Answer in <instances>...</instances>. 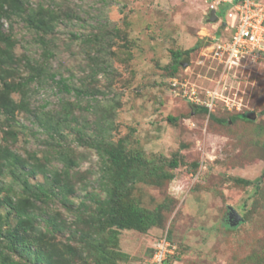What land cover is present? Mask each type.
Here are the masks:
<instances>
[{"label": "rangeland", "instance_id": "rangeland-1", "mask_svg": "<svg viewBox=\"0 0 264 264\" xmlns=\"http://www.w3.org/2000/svg\"><path fill=\"white\" fill-rule=\"evenodd\" d=\"M19 2L0 4V259L44 264L9 249L4 233L21 221L11 198L34 207L26 238L39 234L50 264H145L161 239L170 264H264V67L210 57L212 0ZM119 142L152 171L128 198L147 219L99 234L85 222L118 184L100 149ZM30 185L56 195L41 204Z\"/></svg>", "mask_w": 264, "mask_h": 264}, {"label": "trees", "instance_id": "trees-1", "mask_svg": "<svg viewBox=\"0 0 264 264\" xmlns=\"http://www.w3.org/2000/svg\"><path fill=\"white\" fill-rule=\"evenodd\" d=\"M2 2L7 3L12 9L17 8L21 2L19 0H0V4ZM4 3V4H5ZM228 6H225L224 11L226 12V9ZM7 44H9V40H6ZM198 45H196L193 49L187 50L184 53L187 55L190 52L194 51ZM8 51L2 52L0 50V61L2 62L5 58L10 60V55H8ZM173 65H172V73H175L177 70V66L175 64H179L178 58L180 57L179 53H173ZM56 77V74H53L51 76L52 80L54 81ZM36 79V76L32 75L29 78V82ZM27 82V81H26ZM56 85L59 86V90L65 94H70L71 89L66 84L65 80L59 79L58 81H54ZM8 89V87H7ZM9 90V89H8ZM80 92H77V95H80ZM84 109H87L85 107ZM200 111L206 112L208 109L206 107L200 108ZM253 116L245 115V114H237L233 118L234 119H240L246 122L253 121ZM232 118V120H233ZM66 119V118H65ZM169 120L172 121V118H169ZM55 128V127H54ZM80 133V130H79ZM101 155L104 157L105 161V175L104 178L109 177L110 179L118 182L116 185L117 189L115 192V199L112 202V206L109 210L103 212H98L97 217L95 214L89 215V221L85 222V226L87 229H91L94 227V229L100 233H104L106 229L109 230L111 228L112 224H115L116 226H119L121 228H128L133 230L141 229V225L145 224V221L147 219L146 213L139 208L137 205H134L131 201H128L130 189L132 186H135L136 183L141 182V177L149 174L151 170H149V173L147 168L144 167L143 162H141L140 159L134 157L132 154H129L125 151V146L122 143H109L105 148L100 149ZM172 167H176V164H171ZM4 166L0 163V172ZM152 173V171H151ZM29 174V173H28ZM27 174V176H29ZM12 179L18 183L22 184V189L29 190L27 186L29 185L27 183V180L25 178H21L19 175L14 174L13 172L10 173ZM59 175L56 174L57 184L59 182ZM31 186V185H30ZM62 189L61 187H58ZM31 191L29 192L30 197L35 201H40L41 204H46L47 201L52 197L51 195L54 193V186H51L49 188V191H45L43 186L41 185H34L31 186ZM24 200V199H23ZM18 201V203H12L11 198H5L6 204L9 205L11 210H13L17 218L21 221H19L14 228L9 229L5 231V237L8 241H11L9 249L12 250L14 253L18 254L19 256H22V254H26L29 257H32L34 261H37L38 259H43L44 264H50L48 261V250L42 245V242H40V236L37 233L36 237L32 240H29L27 237V233L32 225L28 223V221L24 218V213L26 211H33L32 206H24V202ZM131 220H130V219ZM129 219V220H127ZM1 223V218H0ZM97 234V236L99 235ZM35 242L37 247L36 249H32L31 245ZM153 253V249L151 250ZM151 253V256H152ZM55 255V254H54ZM49 256L52 258V252L49 253ZM172 257H169L166 261V264H170V260ZM0 264H15L13 262H7L4 259H0ZM17 264V263H16Z\"/></svg>", "mask_w": 264, "mask_h": 264}, {"label": "built area", "instance_id": "built-area-1", "mask_svg": "<svg viewBox=\"0 0 264 264\" xmlns=\"http://www.w3.org/2000/svg\"><path fill=\"white\" fill-rule=\"evenodd\" d=\"M213 5L229 3L222 34L209 48L210 57L224 70L241 66L264 67V4L258 0H212ZM208 101V100H207ZM212 111L213 104L195 102ZM168 243L161 239L153 245L152 256L145 264H166Z\"/></svg>", "mask_w": 264, "mask_h": 264}, {"label": "crops", "instance_id": "crops-1", "mask_svg": "<svg viewBox=\"0 0 264 264\" xmlns=\"http://www.w3.org/2000/svg\"><path fill=\"white\" fill-rule=\"evenodd\" d=\"M225 6V5H224ZM218 8H216L214 11H215V16L217 17V19H218V22L216 23V25H215V22H214V24L213 23H211L212 25V28H214L213 30H212V32H211V34H210V38H211V42H213V40L216 38V37H219L220 36V34H222V30H221V26L223 25L222 23V19L220 18V17H218V15H217V12H218ZM211 12V11H210ZM209 12V13H210ZM208 16V15H207ZM209 26H210V23L208 24ZM224 26V25H223ZM211 42L209 43V44H211ZM210 48V47H209Z\"/></svg>", "mask_w": 264, "mask_h": 264}, {"label": "clouds", "instance_id": "clouds-1", "mask_svg": "<svg viewBox=\"0 0 264 264\" xmlns=\"http://www.w3.org/2000/svg\"><path fill=\"white\" fill-rule=\"evenodd\" d=\"M220 5L228 6V8L226 9V12H225V17H226V13H227V11H228L230 5H229V3H224V4H220ZM225 6H224V7H225ZM218 7H219V5H218V6H215L214 9H213V11H214L216 8H218ZM211 11H212V10H211ZM214 12H215V11H214ZM217 22H218V20H217L215 23H217ZM222 22H223L222 24L225 25L226 18L223 19ZM223 25L221 26V30H222V28L224 27ZM202 107H203V106H202Z\"/></svg>", "mask_w": 264, "mask_h": 264}, {"label": "water", "instance_id": "water-1", "mask_svg": "<svg viewBox=\"0 0 264 264\" xmlns=\"http://www.w3.org/2000/svg\"><path fill=\"white\" fill-rule=\"evenodd\" d=\"M208 17H209V22H216L218 20L217 17L215 16V12L213 10L209 13ZM252 118H254V116ZM235 216L238 219L237 215H235Z\"/></svg>", "mask_w": 264, "mask_h": 264}]
</instances>
